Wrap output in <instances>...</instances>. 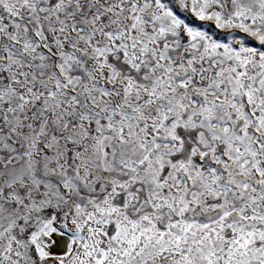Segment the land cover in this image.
Masks as SVG:
<instances>
[{
  "label": "snow or ice",
  "instance_id": "snow-or-ice-1",
  "mask_svg": "<svg viewBox=\"0 0 264 264\" xmlns=\"http://www.w3.org/2000/svg\"><path fill=\"white\" fill-rule=\"evenodd\" d=\"M0 264H264V0H0Z\"/></svg>",
  "mask_w": 264,
  "mask_h": 264
}]
</instances>
